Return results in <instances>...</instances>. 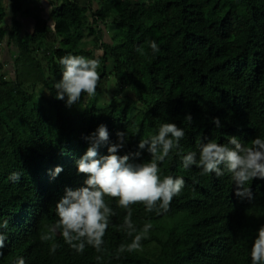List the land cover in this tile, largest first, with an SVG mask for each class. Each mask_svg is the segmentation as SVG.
Masks as SVG:
<instances>
[{
    "label": "trees",
    "instance_id": "1",
    "mask_svg": "<svg viewBox=\"0 0 264 264\" xmlns=\"http://www.w3.org/2000/svg\"><path fill=\"white\" fill-rule=\"evenodd\" d=\"M88 1L84 7L49 0L52 12L43 17L34 14V0H7L6 6L0 0V42L9 38L18 49L14 77L0 76V218L9 222L0 264L19 256L26 264H251V243L264 224V181L249 185L251 201L241 200L230 174L201 176L195 166L185 171L175 152L160 172L183 175L185 186L167 212L132 205L129 229L127 211L109 199L116 215L100 251L78 253L56 235L52 253L53 241L41 239L57 219L55 203L65 187L82 184L75 161L89 147L84 137L101 123L110 141L117 130L126 131L121 155L135 152L139 139L162 122L184 128V154L203 138L223 143L235 135L250 142L264 135V0ZM26 16L35 29L23 35L20 18ZM68 53L99 57L101 65L96 95L82 94L71 108L54 98L53 86L61 78L58 60ZM111 75L117 89L105 104ZM213 117L223 129L210 123ZM100 155H107L106 146ZM57 165L64 171L52 180L49 170ZM13 172L21 173L19 182L8 179ZM145 224L151 228L141 247L128 251Z\"/></svg>",
    "mask_w": 264,
    "mask_h": 264
},
{
    "label": "clouds",
    "instance_id": "2",
    "mask_svg": "<svg viewBox=\"0 0 264 264\" xmlns=\"http://www.w3.org/2000/svg\"><path fill=\"white\" fill-rule=\"evenodd\" d=\"M45 2L49 3V0H37L39 4ZM52 7L48 9L49 13ZM49 28L55 31L53 20ZM150 47L153 52L159 51L154 40L150 42ZM58 63L61 78L53 85L56 100L65 102V106L71 108L78 104L82 94L88 97L96 95L101 80L99 57L68 53L61 56ZM129 88L131 86L124 91L127 92ZM185 119L191 123L193 117L189 114ZM210 123L216 130L224 127L219 117H213ZM115 137V141H110L109 128L103 123L84 137L89 147L75 161V166L77 175L83 174L85 178L78 187H65L64 194L55 203L57 219L49 226L47 234L41 237L44 241H53L50 244L52 253L58 247L54 242L56 235L62 236L65 243L78 253H82L86 247L100 251L110 219L116 215L109 199L115 200L117 207L127 211L125 225L129 229H133L132 205L143 204L149 213L167 212L173 199L185 186L183 175H163L160 172V164L174 152L180 156L185 171L195 166L201 176L215 174L220 178L226 173L230 174L234 194L241 200L251 201L252 188L249 185L254 181H264V135H257L250 142L235 135H226L223 143L213 138H203L197 143V150L184 154L181 147L185 137L184 128L174 122H162L155 133L139 139L135 152L123 155L120 153L129 144L127 133L117 130ZM104 146L107 147V155L101 156L100 149ZM145 152L149 159H143ZM63 171L64 168L57 165L49 170V176L56 180ZM8 179L19 182L21 173L13 172ZM150 228V224H145L142 231L127 245V250L140 248ZM8 229V220L0 218V256L9 239ZM121 250H124L123 245ZM249 254L251 264H264V224L258 227ZM14 264H26V260L19 256Z\"/></svg>",
    "mask_w": 264,
    "mask_h": 264
},
{
    "label": "crops",
    "instance_id": "3",
    "mask_svg": "<svg viewBox=\"0 0 264 264\" xmlns=\"http://www.w3.org/2000/svg\"><path fill=\"white\" fill-rule=\"evenodd\" d=\"M37 1V0H36ZM77 1V0H76ZM50 3V2H49ZM45 2L44 4H39L35 11L40 9L41 15L44 17L46 9H49L51 5ZM34 10V9H33ZM34 12V11H33ZM39 13V12H38ZM39 14V15H40ZM49 16V15H47ZM20 21L23 24V35L27 33H32L35 29V20L32 17L26 16L20 18ZM11 19H7L8 25L10 24ZM14 54V56L11 55ZM18 53V49L13 42H10L9 38H5L2 42H0V76L7 79H12L14 77V67L13 60Z\"/></svg>",
    "mask_w": 264,
    "mask_h": 264
},
{
    "label": "rangeland",
    "instance_id": "4",
    "mask_svg": "<svg viewBox=\"0 0 264 264\" xmlns=\"http://www.w3.org/2000/svg\"><path fill=\"white\" fill-rule=\"evenodd\" d=\"M34 1L36 3L35 5L38 6L39 4L36 2V0H34ZM77 2H79L84 7H88V3H89L88 0H77ZM6 3H7V0H4L5 6L7 5ZM35 10H36V6H35ZM35 10H33V11H35ZM40 13H41V11H40V9H38V11H36L34 14L39 15ZM49 14L50 13H49L48 9H46L45 14H43V15L46 16V17H48L47 15H49ZM6 23H7V21H5V25H6ZM105 35H106L105 36L106 41H108L109 43H111L110 40H109V37L107 36V34H105ZM90 40H92V39H87L88 42ZM100 54H101L100 51L97 52V56H100ZM11 55H12V52H11ZM12 56H14V54ZM108 68H110V70H111V68H112L111 64L108 66ZM116 85H117L116 79L114 78L113 75H111L109 77L108 83H107L106 87L104 88L103 94L101 96L102 97V100H103V102H105V104L108 103V102H110V100L112 99L113 92L117 89Z\"/></svg>",
    "mask_w": 264,
    "mask_h": 264
}]
</instances>
